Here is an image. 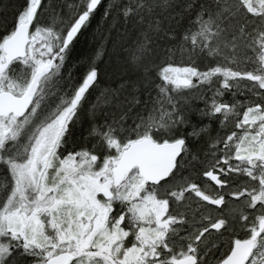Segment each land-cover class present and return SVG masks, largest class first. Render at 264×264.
<instances>
[{"label": "snow or ice", "instance_id": "1", "mask_svg": "<svg viewBox=\"0 0 264 264\" xmlns=\"http://www.w3.org/2000/svg\"><path fill=\"white\" fill-rule=\"evenodd\" d=\"M0 264H264V0H0Z\"/></svg>", "mask_w": 264, "mask_h": 264}, {"label": "trees", "instance_id": "2", "mask_svg": "<svg viewBox=\"0 0 264 264\" xmlns=\"http://www.w3.org/2000/svg\"><path fill=\"white\" fill-rule=\"evenodd\" d=\"M77 51L78 53H86L87 49L85 45L81 43L80 45H78ZM177 59H179V57H177Z\"/></svg>", "mask_w": 264, "mask_h": 264}]
</instances>
